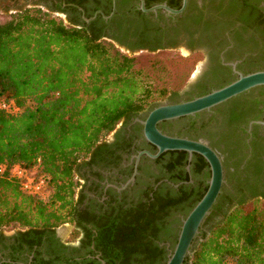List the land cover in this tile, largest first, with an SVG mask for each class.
<instances>
[{"label": "flooded vegetation", "instance_id": "af4514ba", "mask_svg": "<svg viewBox=\"0 0 264 264\" xmlns=\"http://www.w3.org/2000/svg\"><path fill=\"white\" fill-rule=\"evenodd\" d=\"M4 1L5 11L42 9L67 28H83L96 42L126 55L180 49L202 55L194 80L166 93L178 99L150 104L121 119L80 160L71 222L60 227L68 226L65 237L57 228L0 230V264H164L181 219L206 190L209 169L193 153L146 157L141 152L153 155L156 149L144 140L140 121L157 106L188 101L230 83L235 72L264 71V0H187L176 15L162 9L142 12L138 0ZM142 2L145 9L165 5L177 10L181 5V0ZM263 110L264 87H256L209 111L156 124L160 133L202 142L220 158L223 184L197 238L240 202L264 201V136L254 123ZM216 204L220 208L213 211Z\"/></svg>", "mask_w": 264, "mask_h": 264}, {"label": "trees", "instance_id": "16d2710c", "mask_svg": "<svg viewBox=\"0 0 264 264\" xmlns=\"http://www.w3.org/2000/svg\"><path fill=\"white\" fill-rule=\"evenodd\" d=\"M109 47L39 9L0 25V102L8 105L0 110V164L35 167L48 189L44 199L26 195L0 175V230L53 231L70 223L80 160L121 119L148 106L133 59ZM182 264H264V201L225 212Z\"/></svg>", "mask_w": 264, "mask_h": 264}, {"label": "water", "instance_id": "95a60500", "mask_svg": "<svg viewBox=\"0 0 264 264\" xmlns=\"http://www.w3.org/2000/svg\"><path fill=\"white\" fill-rule=\"evenodd\" d=\"M186 1L187 0H181L180 8L173 10L165 5H157L145 9L142 0H138V9L142 12H154L156 9H162L167 14L176 15L183 11ZM83 20L87 21V19L84 18ZM231 66L233 68V65ZM235 74L237 75L235 80L218 89L211 90L204 95L194 97L188 101L157 106L147 113L143 121H140L144 140L156 149V153L153 155L148 152H141L146 157L154 159L159 154L167 151H182L186 152L188 155L193 153L202 157L209 169L206 190L186 216L181 219L176 241L167 255L164 264H182L189 256L192 244L198 236L199 228L210 213L211 207L220 193L223 179L220 158L206 144L199 141L164 135L156 129V124L182 117H191L195 114L209 111L248 90L256 87H264V71H254L245 75H241L238 72H235ZM254 123L260 127L264 136V110L262 119ZM141 153L137 155L136 160ZM129 181H132V178H130Z\"/></svg>", "mask_w": 264, "mask_h": 264}, {"label": "rangeland", "instance_id": "374dc122", "mask_svg": "<svg viewBox=\"0 0 264 264\" xmlns=\"http://www.w3.org/2000/svg\"><path fill=\"white\" fill-rule=\"evenodd\" d=\"M5 4L6 3L4 0H0V25L8 21L11 16L16 13L13 12V10H3ZM39 10L48 17L62 22L60 18L48 14L42 9ZM106 43L107 42H104V44ZM253 48V46H248L246 50H254ZM108 49L111 54L117 52L119 55L133 59L131 70L138 73L140 85L149 92V96L145 100L146 106L165 102L171 99H178L179 96H168L166 93L171 91H179L192 82L194 80L193 76L196 70L202 63V55L200 53L188 55L187 52L183 51L182 49L179 51H161L155 53L135 52L131 55L123 54L121 51L112 46H110ZM116 126H118V124ZM109 134L110 133L107 135ZM221 154L224 155L222 150ZM224 160L225 164L228 165V159L225 157V155ZM227 176H229L228 173ZM60 227L61 226L57 227V231L63 238L65 237L69 228L68 226H64V229H61ZM10 228L13 227L9 226L3 228L2 230H8Z\"/></svg>", "mask_w": 264, "mask_h": 264}, {"label": "built area", "instance_id": "2783aa9c", "mask_svg": "<svg viewBox=\"0 0 264 264\" xmlns=\"http://www.w3.org/2000/svg\"><path fill=\"white\" fill-rule=\"evenodd\" d=\"M8 105L0 102V110H7ZM0 175H6L7 178L15 181L19 191L26 195L36 196L44 199L48 195V189L44 178L38 174L36 168L30 170L24 169L17 164L6 166L0 164Z\"/></svg>", "mask_w": 264, "mask_h": 264}]
</instances>
